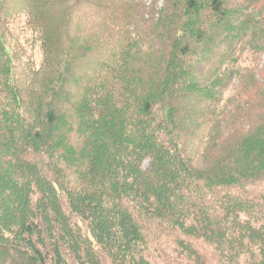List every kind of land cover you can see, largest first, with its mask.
I'll use <instances>...</instances> for the list:
<instances>
[{
    "label": "trees",
    "instance_id": "trees-1",
    "mask_svg": "<svg viewBox=\"0 0 264 264\" xmlns=\"http://www.w3.org/2000/svg\"><path fill=\"white\" fill-rule=\"evenodd\" d=\"M148 1L0 0V264H264V0Z\"/></svg>",
    "mask_w": 264,
    "mask_h": 264
},
{
    "label": "rangeland",
    "instance_id": "rangeland-1",
    "mask_svg": "<svg viewBox=\"0 0 264 264\" xmlns=\"http://www.w3.org/2000/svg\"><path fill=\"white\" fill-rule=\"evenodd\" d=\"M136 1H138V0H136ZM249 1H254V0H249ZM148 2L154 6V12L158 11L159 9L161 10L163 5H164V0H158L157 4L153 3L152 0H149ZM88 14H90V12ZM89 24H90V22H82V25H83L82 28L87 30L88 28H90ZM75 26H77V22H75ZM103 41H105L107 43H110L111 41H116V36L115 35L107 36L103 39ZM261 63L264 64V55L261 57ZM148 165H149V163L145 162L144 169H147Z\"/></svg>",
    "mask_w": 264,
    "mask_h": 264
}]
</instances>
